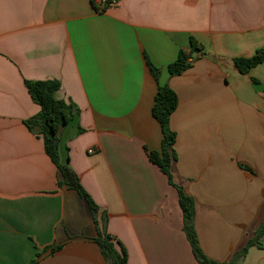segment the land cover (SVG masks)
<instances>
[{
    "label": "crops",
    "instance_id": "0c3cea01",
    "mask_svg": "<svg viewBox=\"0 0 264 264\" xmlns=\"http://www.w3.org/2000/svg\"><path fill=\"white\" fill-rule=\"evenodd\" d=\"M191 37L203 50L170 76ZM260 48L264 0H121L105 10L92 0H0V264H108L88 203L59 186L43 138L25 124L41 109L26 79L59 80L56 97L79 107L61 132V160L98 218L107 214L128 264H199L178 189L145 149L160 151L163 139L147 59L179 98L172 174L195 199L200 246L232 259L264 223V63L245 74L233 63ZM236 264H264V248Z\"/></svg>",
    "mask_w": 264,
    "mask_h": 264
},
{
    "label": "trees",
    "instance_id": "16d2710c",
    "mask_svg": "<svg viewBox=\"0 0 264 264\" xmlns=\"http://www.w3.org/2000/svg\"><path fill=\"white\" fill-rule=\"evenodd\" d=\"M97 6V5H96ZM202 51L203 46L191 37V50L181 49L178 57L168 66L170 76L180 75L193 66L197 59L193 56L194 51ZM233 63L241 73H248L253 67L264 63V48H260L250 57H237ZM147 64L152 76L158 82V91L155 97V103L152 108L153 116L158 120L163 132L161 150H150L145 147L151 162L155 163L160 170L168 176L170 184L174 185L179 192V202L184 218V232L189 240L194 256L199 264H236L241 258L246 256L252 246L264 248V223L255 231L254 236L249 239L248 243L236 251L229 261L219 262L210 258L201 248L198 234L195 226L196 203L192 195L188 194L183 186L175 183L172 174V165L177 160V153L174 148L176 142V132L171 129L170 119L176 110L179 98L176 91L169 84H160L161 70L155 66L149 59ZM33 100L40 105V111L25 120V124L30 131L41 136L44 140L45 150L53 163L58 167L60 172L59 186L67 185L75 189L82 198L86 200L90 210L93 213L94 221L98 225V235L95 242L98 244L103 256L108 264H128V254L122 243L110 234L107 230L108 216L102 214L100 219L98 213L99 205L94 201L92 196L82 185L78 174L70 164L64 163L60 155L61 132L67 127L74 118L80 114L79 107L72 100H65L56 97V92L61 87V82L57 79L44 80H25ZM85 130L79 128L78 132L83 133ZM245 167V166H244ZM247 169H250L246 167ZM120 244V251L117 250L115 243ZM51 248L52 252L61 248L60 245L46 247L44 250ZM39 256V254H38ZM36 258L27 264H35Z\"/></svg>",
    "mask_w": 264,
    "mask_h": 264
},
{
    "label": "built area",
    "instance_id": "2783aa9c",
    "mask_svg": "<svg viewBox=\"0 0 264 264\" xmlns=\"http://www.w3.org/2000/svg\"><path fill=\"white\" fill-rule=\"evenodd\" d=\"M95 5H97L99 10H105L108 7L117 6L120 4L121 0H92ZM93 149H90L89 152H93Z\"/></svg>",
    "mask_w": 264,
    "mask_h": 264
}]
</instances>
